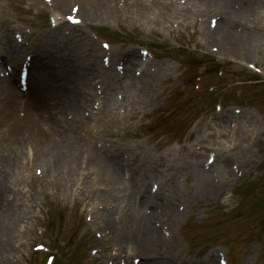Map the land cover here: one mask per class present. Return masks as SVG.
<instances>
[{"label":"rangeland","instance_id":"obj_1","mask_svg":"<svg viewBox=\"0 0 264 264\" xmlns=\"http://www.w3.org/2000/svg\"><path fill=\"white\" fill-rule=\"evenodd\" d=\"M118 0H114L113 3L117 4ZM125 9L119 13L117 10H113L114 14L111 19L106 18L104 8L97 14L102 15V19L86 21V25L83 28H79V31L89 30V27L101 26L103 29L109 30L112 28L115 34H110L113 39L126 41H147L154 46L159 47V53L162 55L161 61L156 65L159 70L158 80L162 83L164 94L157 96V100L153 102V94L147 98L148 103H142L140 107L136 105V109H132L133 98L129 95L130 106L127 105L125 113L118 117V125L108 126L100 119L89 121L87 128L90 129L78 130L76 134L80 138H88L95 140L94 137H105V130H109L112 138L109 139L110 143L119 146L120 140L118 136L122 134L118 132L125 118L127 132L125 134V143L137 144L138 140L133 139L132 131H136L139 134L142 121L138 120L141 111L144 112L145 107H158V114L164 110V103L170 105L172 109L171 113L165 117L157 126H152L154 132L159 136L161 132L160 126L164 124L165 131L172 134L168 135L169 142L178 139L179 145L172 144L166 147L163 145V151H157L154 146L141 143V150L139 151V157L145 161H149V157H158L165 152L170 156L175 153L179 155L176 161V168H184L189 162L190 168L194 159H191L189 152H196L198 157L195 159L197 164H201L205 155L203 152L209 148H219L220 151H225L221 156L229 157L228 164L230 170L231 166H237L241 176L236 175L234 172L232 176L228 177L220 173V169L217 167L210 169V177L217 176L223 179L225 184L224 193L216 198L207 200L206 198H198L192 196L190 198V192L192 186V179L190 178L191 169L188 168L189 175L187 176V184L189 187L188 194L182 199L184 203V211H180L179 206L183 205L180 201L175 202L174 206L177 212L184 214L180 217L174 228H170L163 221H157V224L164 226L167 231H171L176 240L178 241L180 248V256L184 261L183 264H200L202 261L208 260L206 258L211 254L219 251H226L229 255L231 264H264V146L259 144L260 150L263 152L262 160L257 161L258 158L253 155L254 146H251L248 154L242 153V147L245 144V140H242L243 130H248V126L244 123V118L247 116V112L251 111L253 107L257 110L264 111V2L260 1V5L254 6L253 10L246 9L241 6V2L236 3L230 0H184L185 2H173V0H142L145 6L143 11L137 10L136 0H126ZM112 5V3H111ZM31 9L26 12L22 9V0H9V8L6 10L8 18L17 19L30 23L31 25H37L41 28L45 24L44 15L41 13L37 17L31 16ZM67 8H61V12H66ZM138 15V19L133 17ZM82 16V14L79 13ZM212 16H220V20H223V29L230 32L232 35H236L238 42H224L219 44L217 41L210 40L206 30L207 20ZM220 21V22H221ZM219 22V23H220ZM109 27V28H108ZM226 28V29H225ZM203 35V41L201 36ZM181 44H187L184 50L180 48ZM205 44V45H204ZM76 45V43H75ZM81 46L84 49L85 43L81 42ZM81 46H76L77 50H81ZM186 49V50H185ZM213 49H216L214 52ZM186 51V52H185ZM189 56L195 63L189 68L187 73H184V78H180L181 69L175 67L176 61L181 59L187 62L188 59L182 57ZM246 63L254 64L262 71L261 75L256 76L246 72L244 67ZM74 64V62H73ZM203 65L204 67L195 69L196 66ZM100 63H98V66ZM182 67V65H180ZM226 68V72L223 74V83H218L223 88L219 96L214 97L208 94L207 86L215 83L219 77H217L215 70L218 68ZM238 73L237 77H233L232 73L235 71ZM202 75L203 84L199 92H195L191 86L192 78L194 75ZM253 76L257 77L256 81L246 82L239 88L233 83L235 81L253 80ZM187 83L186 86H182V83ZM172 92L169 94V91ZM170 95V98H168ZM232 95L236 97V100L232 99ZM114 97V94H113ZM2 103L4 102V95L0 96ZM183 98L186 101L185 104L176 102V99ZM217 99V103L221 105L227 103L230 108L239 107L242 112L240 114L241 123L237 124L235 134L237 132V139L233 143V149L223 142L226 136L220 139H210L212 132L208 127H202L201 125L207 122L210 127L217 130L224 129L223 132H227L228 124L232 120V115L229 109H223L220 112V116H217L214 110H212V104ZM204 103L206 110L200 116L197 124L194 123L192 128V134H190V126L194 122L193 112H197L198 108ZM232 103V104H230ZM177 106V108L175 107ZM2 107V104H0ZM226 107V106H225ZM139 108V109H137ZM176 108V109H175ZM229 116L226 119H222V116ZM13 117H17L16 111H13ZM217 117V118H214ZM222 123H221V121ZM128 123V125H127ZM221 123V124H220ZM219 124V125H218ZM44 125H46L44 123ZM1 126V125H0ZM222 126V127H221ZM22 133L21 130H19ZM190 136V140L187 141V137ZM264 136V135H263ZM4 137V136H3ZM10 140L3 141V151L6 152V145ZM218 141V142H217ZM29 145L20 144L22 155L26 154L30 149V154L33 152V143ZM138 145V144H137ZM135 145V146H137ZM203 146H206L203 148ZM183 148L184 151H180ZM3 152V154H5ZM73 153L76 155L74 170L76 168V178L80 177V169L83 167L89 174H94L93 164L88 163L89 153H83L78 155L79 151L75 150ZM126 153V150H125ZM133 152L126 153L127 159L131 160L134 157ZM201 154V155H200ZM177 157V156H175ZM6 159L13 161L10 164H14V170L8 169V163L6 165V173L14 174L15 177H10L12 180L18 175V183L14 186L19 187L16 195L8 194L10 202L17 204L18 216L15 220L16 230L21 234H15V237L9 239L0 248V264H39L40 257L31 253V245L36 241L37 229L39 226H46L47 236L51 241V248L57 247L59 250V256L56 264H82L84 256L85 246L90 241L87 231L91 232V227L86 223H81L79 217L76 214V208L73 206L72 197L65 192L60 194L50 193V180L44 177L39 186L33 185L36 189L37 195L41 198L37 202H30L27 199L26 188L22 186L26 184V181L31 178L34 179V168H40L44 170L46 165H43L37 160H21L17 158L16 154L9 155ZM160 169V168H159ZM198 170L201 167H197ZM257 171V176L254 177L252 171ZM83 174L87 175L86 172ZM11 175V176H12ZM208 177V176H207ZM98 178L101 182L96 179ZM128 178V170L126 171L125 182ZM74 179V180H75ZM92 179L97 182V185H103L104 180L100 179V176L95 174ZM136 179V178H135ZM251 179H254L252 190ZM25 180V182H24ZM179 180L183 181L179 177ZM211 181V178L209 179ZM92 181L93 183H95ZM130 181V179L128 180ZM136 181V180H135ZM46 182V185H44ZM140 187L145 182L144 188L149 189L151 183H157L155 178L145 179L144 181H136ZM212 182V181H211ZM77 190L81 188L80 194L75 197L76 201H80L81 209L87 208L91 211L100 212L98 210L97 202L106 203L99 199H93V196L88 192L82 194V190L85 188V184L77 180L75 182ZM74 185V186H75ZM230 191L232 196H230ZM178 192H181L178 191ZM227 195V197H226ZM65 196V197H64ZM227 203L231 207L226 208L222 212L220 207H225ZM79 198V199H78ZM187 203V206H186ZM49 205L51 207L46 217H43L42 210L44 206ZM120 206V204L118 203ZM188 205H190L188 207ZM104 206V205H103ZM157 207V206H156ZM132 209V212L130 211ZM146 212L147 208L144 206L140 208ZM156 209V208H155ZM140 210L135 211V208L128 205V208L123 205L120 208H116L114 214V226L109 228L100 223L96 224L98 230L107 229L109 232V239L111 245L117 251V254L122 255L120 258L127 256L130 257H149V254L142 249H135L130 246L128 239L140 240L139 231L136 230L137 221L143 219L137 218V214ZM102 212V211H101ZM145 214V213H144ZM3 216V215H2ZM2 216L0 219H2ZM45 218V219H43ZM45 222V223H44ZM97 223V219H95ZM178 222V223H177ZM48 226H47V224ZM154 221V224H156ZM150 227L153 228L150 222ZM155 254L157 246H154ZM210 248V250H208ZM155 258V257H154ZM153 258V259H154ZM214 264H217L216 255H213ZM119 259V258H118ZM117 259V260H118ZM209 261V260H208ZM207 261V262H208ZM158 264H161V259H158Z\"/></svg>","mask_w":264,"mask_h":264},{"label":"bare ground","instance_id":"obj_2","mask_svg":"<svg viewBox=\"0 0 264 264\" xmlns=\"http://www.w3.org/2000/svg\"><path fill=\"white\" fill-rule=\"evenodd\" d=\"M57 4L60 6L65 0H56ZM80 2V9L82 10V13L84 16L88 19H94L101 17L100 15L98 16L97 14L104 8V13L106 18L111 17V5H106L107 0H78ZM111 1V0H110ZM108 6V8L106 7ZM138 9L140 11H143L145 9V6L143 4H139ZM254 9V7H253ZM216 30V29H215ZM213 36L215 37L216 41L219 44H222V42H238V39H235L234 35H232L230 32L224 30V29H217V31L213 33ZM219 38V39H218ZM126 56V64L129 65H134L138 59L136 55H134V52L131 50H128L125 53ZM86 65L88 67H93L95 65V60L92 58H86ZM44 63L38 61L36 68L38 69V81H42L41 79V72L44 69ZM46 73V71H45ZM44 73V74H45ZM144 76H148V73H146V70H143V75H142V80L137 79L133 77L130 74L126 75L127 83L125 85L126 92H129L130 94L133 93V96L136 97V99L139 101V97L141 99H145L149 92H150V87L149 83H144ZM112 78L111 73H107L104 76V84L106 85L107 91H111L117 88V83H110L109 78ZM48 84V83H37L36 87L32 89L33 93V100L34 102L43 104V97L41 95V92L43 90V85ZM63 83H59L60 86H62ZM14 87L11 85H7L4 89L5 93V102L2 103V100L0 98V104H2V107H0V122H5L7 123L6 126H3L7 129H10L7 135H5L1 141L9 140L13 135L19 136L18 139H16V153L17 156L21 160H37L40 163L46 164V167H49V161H51V167L50 169L46 170V176H48L47 173H52L56 172V175H60L61 173L64 172L63 176L66 179L67 182H70L73 175H74V163L76 159V155L73 153V151L77 150L76 148H72V142L69 138V134L66 131H56L58 138L54 139L51 137H45L44 135H41L38 133L37 130L28 127L27 128V134H24V130L22 133H20L19 128H11L12 125L14 124H19V122H22L19 119H14L13 118V109L17 108V106H10L6 103V92L7 94H11L14 91ZM79 101L80 98L79 96L73 95L72 98L69 99V102L67 106L71 109H73L76 114L79 116L80 115V110H79ZM37 113L33 112L31 110L26 111V121H28L31 126L34 125V120H35V125L37 124V118H35V115ZM115 119V118H114ZM113 119V121H114ZM14 122V123H13ZM29 136L30 138H27ZM41 139L45 140L44 142L41 141ZM25 140H27L25 142ZM33 142L35 143V146L37 148L38 155L35 154L34 158L30 157L27 155H22V152L18 145L21 144H26L27 142ZM41 143V144H40ZM21 144V145H22ZM77 145V142H75ZM79 146L81 148L80 153H85V152H90L92 154L89 155L88 162L93 164L95 168L97 169L100 179L104 180V186L107 188H104L105 192L108 194L109 200L112 202H118L116 198H112V195L117 193H123L122 198L127 200L130 198V200H135L138 205L144 204H156L159 196H151L149 195V192L147 193L145 190L143 191H138L134 192L131 191H124L123 184L121 183V186L118 185L120 182V175H119V169L120 165L122 164V161L120 159V156L118 154V151H115V153L112 154H102L99 151H96L93 149V147L86 145V143L79 139ZM41 152V154L39 153ZM198 157L194 156V159ZM155 166V171H157V174H160V171L157 170L156 168V162H153ZM14 164H9L8 162V169L14 170ZM190 168V167H189ZM191 169L192 174L195 175L194 180H195V185L197 186L196 190H194V193L196 196H213V195H219L221 192V187L217 185H213L212 182L209 180L207 177V174L203 173L201 170L199 171L197 169V165H194ZM153 174V172H149L146 177H150ZM8 173V179L5 178L0 182V218H1V213H2V219H0V247L5 244L9 239H12L15 237V234L19 233L21 234L20 231L16 230L15 225V220L18 216L17 212L19 211L17 208V204H13L12 202H9L8 200V194H13L16 195L17 191L20 190L19 187L14 186L16 183H18V175L16 178L12 179L9 181L10 177H15V175ZM5 176V175H4ZM172 183L173 186L171 188V197L170 200L168 201L169 206L167 208L168 211V216L171 217H176L177 214L173 211L172 209V201L176 200L175 198L177 197V194L174 193V190L176 188V183L175 179L176 176H172ZM35 179V178H34ZM38 180V179H35ZM85 182H88V179L84 180ZM25 182V180H24ZM37 181H34L33 179L29 178L26 181V184L22 186L21 189L24 187L26 188V195L27 199L30 202H37L39 199H41L37 195V191L35 186H38ZM34 185V188H33ZM118 185V186H117ZM207 192V193H206ZM99 197V196H98ZM111 212H106L104 217L107 221L108 224H111L112 222L110 221L111 217ZM143 219L137 221L136 225V230L137 232L139 231L140 240L136 239H128L126 237L125 239L129 241L130 246L135 247V249H142L146 251L151 259H153L155 256L160 253L162 255V262L163 264H183L182 262L184 261L183 259H180L179 255V248L177 245H174L173 247H170L169 243L165 242L163 238L160 237V235L156 232L154 228L150 227V222L153 216H141L139 218ZM111 228V227H110ZM154 246H157L156 248V254H155V248ZM1 249V248H0ZM149 262L146 260V263ZM148 264H152L150 261ZM154 264V263H153Z\"/></svg>","mask_w":264,"mask_h":264},{"label":"snow or ice","instance_id":"obj_3","mask_svg":"<svg viewBox=\"0 0 264 264\" xmlns=\"http://www.w3.org/2000/svg\"><path fill=\"white\" fill-rule=\"evenodd\" d=\"M104 47H106V48H107V47H108V45H104Z\"/></svg>","mask_w":264,"mask_h":264}]
</instances>
